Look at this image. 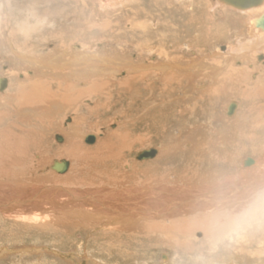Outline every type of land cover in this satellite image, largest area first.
Returning <instances> with one entry per match:
<instances>
[{
  "label": "rangeland",
  "instance_id": "374dc122",
  "mask_svg": "<svg viewBox=\"0 0 264 264\" xmlns=\"http://www.w3.org/2000/svg\"><path fill=\"white\" fill-rule=\"evenodd\" d=\"M216 2L219 0H0V76L5 74V78H8L5 90L7 88H9L7 91L11 90L19 81L27 85L28 81L43 79L46 81V78L52 80L49 76L42 79L34 78V70L30 68L26 71V65L16 59L14 52L21 54L22 57L40 59L41 56L48 58L51 52L55 54L68 47L71 52L68 53L66 50L67 54L83 52L85 48L84 53L97 50L102 52L105 49L110 53L127 52L136 59L139 52L149 51L167 54L172 59L180 56L188 59L196 55L194 54L196 51L202 57L220 59L216 56L218 53L219 55L225 53L229 46L237 45L239 38L240 40L245 38L240 31L235 32L233 29L236 19L243 17L244 14L222 4L218 9ZM248 37L249 34L246 33V38ZM149 55L143 56L145 64L149 63V60L151 63H157L159 56ZM256 58L257 68L252 70L250 66L249 69L254 72L250 75L252 82L264 72V52H260ZM233 63L228 66L231 65L232 68ZM238 63L239 66L236 68L246 65L242 64L241 60ZM128 77L129 74L124 70L110 79L117 88L111 89L114 91L109 98L104 95L84 96L77 101L76 108L64 111L61 108L54 116L65 129V134L59 130L49 129L45 132L46 139L38 147L24 148L23 155L18 154L22 159L19 167L11 169L0 165V171H17L30 181L38 183V191L33 194L37 199L36 204L28 201L21 206L22 208L34 209L44 206V203L54 202L58 198L57 195H64L68 193L66 189L72 188L80 192L97 189L113 194L116 191L121 194L128 193L133 196L132 198L129 196V200L136 195H145L148 199L149 196L144 191L151 189L150 187L164 186L163 188H166L164 190L167 191L186 182L207 183L211 180L209 177L206 179L208 174L214 178L211 181L213 182L216 176L221 179L233 172L236 175L242 170L250 169L255 165V160L264 156L262 130L264 99L257 100L256 96L240 90L239 87L219 88V84L218 88L214 85L211 92L208 91L213 94L212 99L215 101L211 100L207 105L199 102L198 96L202 92L196 88V92L188 96L187 100H181L178 90L174 97L181 102L174 98H166L162 99L163 102L154 101L152 106L145 107L144 100L148 97L145 88L142 87L141 98L135 104L132 99L139 94L138 87L135 88L138 91L136 94L122 93L127 86L117 90L118 83L124 82ZM95 79L86 81L91 83ZM145 84L143 86H146ZM201 84L206 83H198ZM81 87L86 88L87 84H81ZM221 88L227 93L222 92ZM227 88L228 91L225 90ZM238 89L241 93H246L240 95ZM213 90H217V94ZM194 99L198 100V106L201 105L196 109V113L187 109L195 104ZM230 104L237 105L231 117L227 115ZM172 105H175L176 109L174 114L158 115L157 118L151 116L153 111L160 107L168 108ZM79 116L84 117L85 125H82V130L74 136L73 141H79V149L81 154H84V163L87 167L83 173L78 172L82 177L81 184H61L58 182L74 174V167L78 163L75 156L65 152L58 153V147L68 143L69 136L74 134L68 130L69 126L74 124L76 126ZM116 131L121 137L108 140L109 134ZM213 134L214 137H211ZM89 135L96 137L93 144L86 143V137ZM58 136L62 137V142L58 141ZM224 136H227L226 140L222 138ZM7 141L14 146L12 139ZM105 141H108L106 142L108 144L102 148L101 142ZM198 148L202 149V152ZM154 149L158 151L157 157L138 160V156L144 151ZM195 152H198L200 157ZM110 156L114 158L110 159ZM249 159L253 161V165L245 167L244 162ZM55 160L69 162L68 171L64 174L53 171L51 167ZM48 190L61 192L48 197L45 195L46 192L50 193ZM79 212L81 213V210ZM80 213L73 216L75 218L70 221L68 219L60 221L62 223L56 219L65 215H57L56 212L49 210L45 212L37 210V213L36 210H32L21 215L11 213V216L0 213V264H199L195 258L199 255L200 242L204 239V232L201 229L195 230L191 237L185 238L188 240L189 248L184 245L170 249L162 246L155 234L148 235V232L135 234L132 230L128 232L123 225H116L103 215L96 218L97 222H92L86 220L92 216ZM137 226L129 228L136 230ZM263 238L257 236L258 243L250 240L248 243L226 249L224 255L211 259L215 264H264V245L261 247L259 243L261 239L264 244Z\"/></svg>",
  "mask_w": 264,
  "mask_h": 264
},
{
  "label": "bare ground",
  "instance_id": "6f19581e",
  "mask_svg": "<svg viewBox=\"0 0 264 264\" xmlns=\"http://www.w3.org/2000/svg\"><path fill=\"white\" fill-rule=\"evenodd\" d=\"M221 4L224 5V7L227 5L231 10H235L236 12H241L244 14L243 17H238L236 19L233 29L235 32L240 31L243 37L245 38L243 40L242 39L240 40V38L238 37L239 35H237V37L239 38L237 45L232 47L229 46L227 48V51H225V53L221 55H219L218 53V55L216 56L217 58L219 57L220 59H215L210 56L209 58L202 57L200 54H197L196 51L194 53L196 55H193L188 59L183 56L175 57L172 59L169 58L167 54L164 55L162 53H157V52L150 53V51L148 53L139 52L140 54L136 59L134 55H130L127 52L112 51L113 53H110L105 49L102 50V52L97 50V51L84 53L86 51L84 46H83L84 48L83 52L67 54L65 53L66 50L68 51V53L71 52V49L67 47L65 50H59L60 52L58 51L57 53L55 52V54L51 52L50 53L51 55L48 58L41 56L40 59H34L36 57L34 58L22 57L20 56L21 54L14 52L16 59L19 62H22L26 65L25 66L26 71H28V69L30 68L34 70L35 72L34 78L42 79L45 78L46 76H49L51 77L52 80L50 81L47 80L46 78V81H43L44 79L34 80L30 82L28 81L27 85H23L19 81L11 87L12 88L11 90L7 91L9 88L5 90V87L8 83L7 80L8 78H5L4 73H3L4 77L0 76V85H1L0 86V155L2 154V156H0V165L10 168L12 167L15 169L19 167L20 164L22 163L21 162L22 159L20 156H18V154L23 155L22 150L24 148L30 146L38 147V145H40L41 142H44V140L46 139L45 132L48 131L49 129L59 130L60 132H63V134H65V129L61 125H59V123L56 121L55 118L56 116L54 115H56V113L59 110H61V108L63 109V111L67 109L72 110L76 108L77 101L79 99L84 98V96L104 95L108 97L109 95H112L113 93L112 91L116 90L117 87L115 86L116 84H114L113 82L111 83L110 79L112 77H115L117 73L124 70L126 71V73L129 74V77L124 82L118 83L119 86L117 85L118 86L117 90H121L122 88L127 86V89L125 88L124 90L125 92L122 91V93L127 94L128 92L129 93L131 92V94L134 93L136 94L138 92L136 91L138 87L139 94L135 95L136 96L135 98L132 97L133 103L135 104L141 98L140 91L142 87L145 88L147 91L146 93L148 95V97L145 98L144 100L146 102L145 107H147L148 105L152 106L154 101L163 102L162 99H166V98L169 99L174 98V100L175 99L178 100L177 97H174L175 93H177L178 90H180L179 96H181V100H187L189 98L188 96L196 92L195 90L196 88H199V90H201L202 92L199 95L200 97L198 96L199 102H203L205 105H207V103L209 104V102L213 100L212 97H214L212 96L213 94L208 93V91H210L214 87V85L216 88L219 84H220L219 88L234 87L235 89V87H239L240 90L246 91L247 93L249 92L250 94L256 96L257 100H259L260 98L261 100H263L264 72L257 78L255 82H252L253 79L252 80L250 79V75L254 74L252 70L257 68L256 65H258L256 62L257 61L256 56L259 55L260 52H264V1L258 6H251L250 8L247 9H242L239 8L238 6L236 7L229 5L221 0H219V2H216V6L218 9L220 8ZM246 33L249 34L248 38H246ZM187 48H189V46H187ZM149 54L150 55L155 54L159 56L157 57L158 58L157 63H151V61L149 60L148 61L149 63L145 64L146 61L144 60L143 56ZM240 60L242 64H246V65L243 67L236 68L237 66H239L238 62ZM231 61H233L234 63ZM232 63L234 64V66H232L231 68V65L230 66L228 65ZM250 66H252L253 68L252 70H249L251 68ZM95 77L98 79H95ZM25 78L27 77L25 76ZM93 78L95 79V81H92L91 83L90 81H86V80H92ZM3 81H5L6 84L5 87L1 89L3 86L2 85ZM202 82L203 84L204 83L206 84L198 85V83H202ZM145 83H147V85ZM81 84L83 85L87 84V87L86 88L84 87L85 88L84 89L81 87ZM88 84H90L89 87ZM143 84H145L146 86H143ZM203 89L206 91V93H204L205 91H202ZM217 90L215 91L213 90L215 94H217L216 93ZM223 90L222 92L227 93ZM225 90L228 91L229 89L227 88ZM240 90H239V94L241 93ZM230 92H232V90H230ZM151 93H154L156 96L152 95ZM147 100L149 102H147ZM198 100L196 99L194 101L195 104H193L192 103L193 101L191 100L192 101L191 103L193 105L191 107L188 106L189 108L187 107L186 108L188 110L189 109L194 110L193 113L194 112L196 113V109L199 106H201V105L198 106L197 104ZM254 100L253 102L256 103ZM178 102L181 101L178 100ZM175 105L169 106L168 108H165V106L160 107V109L153 111L151 116L157 118L158 115L164 116V115L174 114L173 112L174 110H176L174 108ZM231 105L232 104H230V106ZM230 106L227 109V115L229 117H231L234 114V112L232 115L229 114ZM77 110L79 109L77 108ZM206 116L207 115H205V117ZM77 119L78 121L76 123V126H74L75 124L69 126L68 130L74 132V134L72 136H69L70 139L68 143L65 144L63 147L60 148L58 147L59 149L58 153L65 152L71 156H75L77 158V163H78L74 167L73 170L74 174H72L70 177H67L66 179L63 178L64 181L58 180L60 181L58 183L61 184H65V183L68 185L70 183L81 184L82 177L78 172L83 173L84 169L87 167L86 164L84 163V156H83L84 154L82 155L79 149V145H80L79 141H73L74 136H77L78 135L77 133L82 130V125L85 122L84 117L79 116V118ZM73 126L76 127V129ZM255 127L257 126H254V128ZM119 134L120 133H118L117 131L109 134L110 139L108 140H111V138L119 139L121 137V135ZM215 134H213V136L211 137H214ZM226 137L224 136L222 138L226 140L225 139ZM220 138L221 137H219V139ZM222 138L220 139L221 141L223 140ZM9 139L13 140L14 146L10 141H7ZM57 139L59 142H62V137L58 136ZM106 142L108 141H105V143L101 142L102 148L103 147L105 148V145L108 144ZM211 143L216 144L217 142L211 141ZM200 144H202V147L199 145L198 147L203 148V143L201 142ZM42 146H44V144ZM204 146L207 147L205 144ZM39 147L40 149L42 148L41 146ZM204 149H203V153H204ZM212 149L215 150L214 147ZM107 150L109 151V148ZM201 150L199 149V151ZM104 152L101 153L103 154ZM109 152H107L106 155H108ZM196 154H198V152ZM157 155H158V151L153 156V158L157 157ZM111 158L114 157L110 156V159ZM115 158H117V156ZM223 160H225V158ZM249 160L244 162L245 167L250 166V164H247ZM252 162L251 165H253ZM66 164H69L70 166V163L67 161L55 160L51 169L59 174H64L68 171L69 168L68 166L67 171H64ZM232 174L229 176H225L221 179L220 178L218 179L217 178L218 176H216L215 177L216 180H213V182H211L213 178L212 175L208 176L209 175L208 174L206 179L208 180L209 178H211V180L208 181L207 183L206 181L203 182L202 184L200 183L198 184L195 182L192 183L186 182L181 184V186H175L174 189L173 188L171 190L167 189V191L164 190L166 189L163 188L164 186L163 187L158 186L155 188L150 187L151 189L148 188L144 191L146 194H148L149 196L148 199L145 197V195L140 196L139 193H138L139 196L136 195L132 200H129L130 197L132 198L133 196H130V194L128 193L121 194V192L118 191H116L113 194L109 191L108 193H106L105 191L101 192L100 190L97 189L90 191L85 190L84 192L73 190V188L66 189L65 191H68V193L64 194L66 195L65 197H62L64 195L61 196L57 195L56 197L58 198H56L57 200H54V202L44 203L45 204L44 206H40L38 208L36 207L34 209L33 208L26 209L21 207L25 202L33 201L36 204L35 201L37 199L36 197H34L33 194L38 191L37 189L38 183L30 181V179H28L24 174H20L17 171H12V170H10V172L0 171V213L6 215H10L11 213L14 214L19 213L21 215L24 213H28L29 211L32 210H36V213L37 210L38 211L41 210V212L42 211L45 212L46 210H49L56 212L57 215H61V216L65 215L64 217H60V219H56L57 222L62 223L60 221H64L67 219L68 221H70L71 219L75 218L73 216H76L78 213H80L79 210H81L82 215L92 216L91 218L86 220L97 222L96 218L98 216L103 215V217L109 218L112 222L116 223V225H123V227H125V230L127 231L129 230L128 232H131L132 230V233L135 234L136 232L138 233L148 232V235L149 234L157 235V237L159 238L157 239V241L160 242V244L164 247L166 246L170 249H177L179 246L183 247L184 245H186V247L189 248L190 245L187 243L188 240H185V238L187 236L191 237L195 230L201 229L200 218L202 216L203 205L201 203L200 198L202 197V195L210 191L217 185H221V184L226 187H240V188L256 186V185H264V156H262L261 159L259 158L258 160H255V165L250 169L242 170L241 173L236 175L234 174L232 175ZM222 175H224L223 172ZM4 176H7L8 178L3 179L2 177ZM200 179L204 180L203 178ZM137 191H140V189L139 190L137 189ZM49 192L50 193L48 194L47 192L45 193V195H47L48 197L50 195L53 196L56 194V192H61V191L52 190ZM65 199L67 200L65 201ZM68 199L69 200L72 199L73 201L70 202L68 201ZM40 201L43 202L42 200ZM65 207L67 208V210H63ZM66 215H70V216H66ZM125 219H129V220H125ZM85 225L86 224H84V227ZM136 225H138L137 226L138 229L136 230L129 228L130 226L132 227ZM260 240L261 239H259V243L261 244V247H263L264 244H262V241ZM251 241L257 242L256 237L251 239ZM224 251L225 250H221L219 253L213 256V258L220 257V255L223 254Z\"/></svg>",
  "mask_w": 264,
  "mask_h": 264
},
{
  "label": "clouds",
  "instance_id": "9594fccd",
  "mask_svg": "<svg viewBox=\"0 0 264 264\" xmlns=\"http://www.w3.org/2000/svg\"><path fill=\"white\" fill-rule=\"evenodd\" d=\"M200 227L204 239L195 258L199 264H215L211 257L221 250L264 237V185H217L202 195Z\"/></svg>",
  "mask_w": 264,
  "mask_h": 264
},
{
  "label": "water",
  "instance_id": "95a60500",
  "mask_svg": "<svg viewBox=\"0 0 264 264\" xmlns=\"http://www.w3.org/2000/svg\"><path fill=\"white\" fill-rule=\"evenodd\" d=\"M223 1L224 3H227L229 5H232V6H238L239 8H242V9H247V8H250L251 6H258L260 5L261 3H263L264 0H221ZM5 84L6 82L3 81L2 82V88L3 89L5 87ZM1 86V85H0ZM236 108V105L235 104H232L230 106V110H229V114L232 115L234 110ZM95 139L96 137L93 136V135H89L86 137V143H89V144H93L95 142ZM156 150H149V151H144L142 154H140L138 156V160L139 161H144L146 159H151L153 158V156L156 154ZM252 160H249L247 162V164H251ZM69 164H66V167L64 169V171H67V168H68Z\"/></svg>",
  "mask_w": 264,
  "mask_h": 264
}]
</instances>
